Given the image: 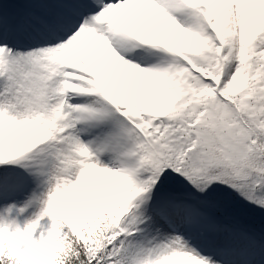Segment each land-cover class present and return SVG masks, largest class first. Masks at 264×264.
Returning <instances> with one entry per match:
<instances>
[{
    "label": "snow or ice",
    "instance_id": "6c2138e0",
    "mask_svg": "<svg viewBox=\"0 0 264 264\" xmlns=\"http://www.w3.org/2000/svg\"><path fill=\"white\" fill-rule=\"evenodd\" d=\"M0 264H264V0H0Z\"/></svg>",
    "mask_w": 264,
    "mask_h": 264
}]
</instances>
